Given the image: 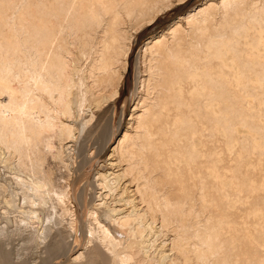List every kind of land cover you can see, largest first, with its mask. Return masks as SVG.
Listing matches in <instances>:
<instances>
[{"label": "bare ground", "instance_id": "obj_1", "mask_svg": "<svg viewBox=\"0 0 264 264\" xmlns=\"http://www.w3.org/2000/svg\"><path fill=\"white\" fill-rule=\"evenodd\" d=\"M0 264H264V0H0Z\"/></svg>", "mask_w": 264, "mask_h": 264}, {"label": "snow or ice", "instance_id": "obj_2", "mask_svg": "<svg viewBox=\"0 0 264 264\" xmlns=\"http://www.w3.org/2000/svg\"><path fill=\"white\" fill-rule=\"evenodd\" d=\"M129 71H131V62H130V66H129Z\"/></svg>", "mask_w": 264, "mask_h": 264}, {"label": "rangeland", "instance_id": "obj_3", "mask_svg": "<svg viewBox=\"0 0 264 264\" xmlns=\"http://www.w3.org/2000/svg\"><path fill=\"white\" fill-rule=\"evenodd\" d=\"M182 10H179V11H177V13L176 14H178V13H180ZM175 15V14H174Z\"/></svg>", "mask_w": 264, "mask_h": 264}]
</instances>
